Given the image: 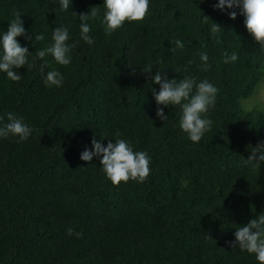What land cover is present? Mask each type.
Wrapping results in <instances>:
<instances>
[{"label":"trees","instance_id":"1","mask_svg":"<svg viewBox=\"0 0 264 264\" xmlns=\"http://www.w3.org/2000/svg\"><path fill=\"white\" fill-rule=\"evenodd\" d=\"M218 2L149 0L142 22L106 36L104 0H70L67 11L59 0H0V35L19 14L32 37H17L32 54L17 70L21 80L0 72V127L12 113L32 129L24 142L0 137V264H259L231 244L239 227L264 214V165L246 162L264 143V112L241 108L264 81V49L240 10L222 12ZM93 7L87 44L79 15ZM212 23L222 28L215 36ZM57 27L68 28L75 46L67 66L45 58L63 77L62 86L48 87L52 69L42 72L35 53L53 43ZM175 40L185 47L172 53ZM225 52L238 59L224 63ZM157 71L218 89L206 115L211 130L198 143L180 130L179 106L160 105L168 119L157 117L159 85L148 79ZM93 138L105 148L124 139L146 152L145 182L113 186L102 155L82 161Z\"/></svg>","mask_w":264,"mask_h":264},{"label":"clouds","instance_id":"2","mask_svg":"<svg viewBox=\"0 0 264 264\" xmlns=\"http://www.w3.org/2000/svg\"><path fill=\"white\" fill-rule=\"evenodd\" d=\"M61 9H69L70 0H59ZM203 2V0H201ZM105 15L102 21L106 36H111L113 32L121 28L127 21L142 22L149 11V0H104ZM220 11L225 9H239L240 15L248 33L252 36L257 45L264 49V0H219L215 6ZM76 15L75 13H73ZM98 15L96 7L90 10L89 14L79 15L80 34L83 41L92 44L93 40L89 36L90 19H95ZM237 13L231 11L229 16L236 19ZM205 22L208 17H203ZM221 27L212 23L211 34L215 36L221 31ZM24 36L31 40L23 27V22L17 14V19L13 20L6 32L0 35V72L6 73L7 78L13 82L21 80L22 76L17 70L24 68L28 63L29 53L26 47H22L17 37ZM69 31L66 27H57L52 30L53 43L43 49L37 50L35 58L44 61L41 64V71L45 68L52 69L47 72L45 85L48 87L62 86L63 77L60 72L52 68V64L45 58L51 56L56 64L67 66L71 63L70 52L75 45H69ZM36 41L44 40L42 34L35 35ZM174 47L170 49L175 53L177 49H184L185 44L181 40H175ZM224 63L235 62L238 59L236 53L231 56L224 53ZM202 70L208 71L211 65L208 63L206 52L200 53ZM191 63V61L189 62ZM34 66V65H32ZM186 70V69H185ZM152 67L147 66L143 73L150 74ZM148 79L155 85H159V92L152 89L157 108V117L161 121L168 119L160 105L179 106L181 116L179 120L180 130L186 134L187 138L198 143L207 131L211 130L212 120L206 118L211 107L215 106L218 89L208 80L197 83L195 77L187 76L179 81L169 79L162 72L157 71L154 76L149 75ZM9 123L0 127V137L7 138L10 134L18 137V143L26 141L31 135L32 129L28 127L22 118H17L12 113H8ZM102 155L100 161L102 171L106 178L113 184L119 186L122 182L127 183L129 180L144 183L150 174V157L146 152H134L133 148L124 139H117L114 143L109 141L107 147H103L95 138L92 140V150L87 148L81 153L80 159L85 162H91L93 157ZM248 164H253L256 168L264 165V143L251 148V155L247 158ZM68 235L73 234V229L67 230ZM77 238L82 233H76ZM232 248H239L242 252L254 254L259 264H264V214L257 219L251 220L247 226L239 227L235 232V242L231 244Z\"/></svg>","mask_w":264,"mask_h":264},{"label":"rangeland","instance_id":"3","mask_svg":"<svg viewBox=\"0 0 264 264\" xmlns=\"http://www.w3.org/2000/svg\"><path fill=\"white\" fill-rule=\"evenodd\" d=\"M241 108L245 112L255 110L264 112V81L260 84L256 93L249 100L241 103Z\"/></svg>","mask_w":264,"mask_h":264}]
</instances>
